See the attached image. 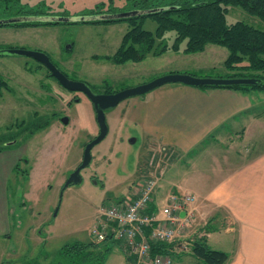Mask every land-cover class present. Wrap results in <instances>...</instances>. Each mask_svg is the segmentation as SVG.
I'll return each mask as SVG.
<instances>
[{"label": "rangeland", "instance_id": "obj_1", "mask_svg": "<svg viewBox=\"0 0 264 264\" xmlns=\"http://www.w3.org/2000/svg\"><path fill=\"white\" fill-rule=\"evenodd\" d=\"M133 5L134 0H1L0 20H76L35 26L0 25V49L42 51L69 79L83 81L94 93L106 88L121 91L167 73L224 77L232 72L223 64L227 48L215 44L193 53L168 48L160 55L148 54L141 61L122 64L103 58L114 54L128 23L77 20L100 19L104 14L132 10ZM226 20H242L264 29L263 21L238 6H229ZM155 25L147 18L143 27L154 30ZM173 36L174 32L169 31L161 41L170 45ZM0 76L7 82L0 96V146L11 144L0 151V169L8 159L12 162L5 173L7 214L0 222L1 264L9 263L8 255L12 264H47L62 245L91 240L99 206L113 199L134 197L147 178L156 180L155 195L159 199L172 190L169 182L177 185L186 180L184 186L199 189L216 178L213 169H228L246 160L242 154L249 149L254 153L264 147V131L260 128L243 140L245 145L232 143L236 125L232 120L187 154H175L161 144L148 143L138 128L122 121V110L145 95L141 94L124 98L105 110L108 131L91 148V161L81 169L82 181L63 187L68 173L82 160L84 144L99 131L91 100L62 87L48 75L44 65L30 56L4 51L0 54ZM74 95L79 100L68 102ZM249 112L263 114L264 103L252 106ZM48 116V125L30 134L36 125L34 119L43 121ZM62 116L68 118L67 123ZM134 138L136 141L131 142ZM137 158L138 169L134 167ZM17 163L19 170L14 169ZM111 252L106 264H113L116 255L122 259L119 245L114 243ZM195 259L196 264H203Z\"/></svg>", "mask_w": 264, "mask_h": 264}, {"label": "crops", "instance_id": "obj_2", "mask_svg": "<svg viewBox=\"0 0 264 264\" xmlns=\"http://www.w3.org/2000/svg\"><path fill=\"white\" fill-rule=\"evenodd\" d=\"M258 103H264V91L165 84L133 99L122 110V121L138 128L148 143L161 144L175 154H187L204 138L218 134L228 120L236 124L232 143H243L248 135L255 134V128L264 131V112H249ZM242 155L246 160L228 169H213L216 178L199 189L184 186L186 180L177 185L169 183L171 192L192 193L195 197L191 205L194 219L188 228L191 239L203 235L211 248L227 252L225 264H264V147L254 153L249 149ZM5 164L0 169V222L7 214L6 174L12 162L8 159ZM134 167L140 168L138 158ZM115 244L122 251V259L116 255L113 264H134L131 257H126L121 243ZM179 255L175 258L181 262L173 260V264H196L189 251Z\"/></svg>", "mask_w": 264, "mask_h": 264}, {"label": "trees", "instance_id": "obj_3", "mask_svg": "<svg viewBox=\"0 0 264 264\" xmlns=\"http://www.w3.org/2000/svg\"><path fill=\"white\" fill-rule=\"evenodd\" d=\"M1 1V0H0ZM229 6H238L248 14L264 22V0H134L133 9L144 10L140 15L116 19H97L91 23H114L126 21L127 30L112 56H103L115 64L126 61H141L146 55H160L170 48L172 51L181 50L183 53L203 51L207 44H215L227 48L224 66L232 71L224 77H253L254 84L226 86H195L199 88H229L233 90L264 91V29L242 20L228 23L226 14ZM147 18L156 25L154 30H147L143 24ZM38 24H54L42 21H22L2 25L35 26ZM173 31L174 36L170 45L161 41L164 35ZM157 40H160L157 42ZM183 48H180V47ZM48 75H51L50 72ZM7 88V82L0 76L1 89ZM105 92H113L106 88ZM34 119L32 132L48 125L50 117ZM11 144L0 146V150L9 148ZM17 163L14 169L19 170ZM150 209H155L151 204ZM206 231L210 230L208 225ZM111 238L103 241L75 240L60 247L57 256L47 264H104L114 243ZM172 244L164 242L153 243L151 253H168ZM190 254L201 260L203 264H225L228 253L211 248L205 237L193 236L190 244ZM129 258V257H128ZM37 264V263H35Z\"/></svg>", "mask_w": 264, "mask_h": 264}, {"label": "built area", "instance_id": "obj_4", "mask_svg": "<svg viewBox=\"0 0 264 264\" xmlns=\"http://www.w3.org/2000/svg\"><path fill=\"white\" fill-rule=\"evenodd\" d=\"M130 199H117L99 206L92 225L94 241H119L126 257L134 264H173L174 256L190 251L188 228L194 219L192 193L168 192L155 195L156 180L147 178ZM155 209L151 210L150 205ZM172 244L168 253H151L153 243Z\"/></svg>", "mask_w": 264, "mask_h": 264}, {"label": "water", "instance_id": "obj_5", "mask_svg": "<svg viewBox=\"0 0 264 264\" xmlns=\"http://www.w3.org/2000/svg\"><path fill=\"white\" fill-rule=\"evenodd\" d=\"M144 10L132 9L124 12L108 13L100 16V19H116V18H126L134 15H140ZM74 18H59L52 21L45 20L42 22H52L58 23L63 21H73ZM97 20V19H94ZM22 21H41L35 20L32 17H16L6 20H0V25L17 23ZM77 21H90V19H81ZM16 53L21 55H26L34 58L40 64L44 65L50 72V74L55 77L58 82L68 90L71 91H81L83 92L92 102L94 111L96 113V121L98 123L99 131L96 136L87 141L84 144L82 160L72 171H70L64 181L63 187H67L70 184L80 183L82 181L81 169L87 166L91 161V148L104 138L108 131V126L105 119V110L113 108L124 98L134 97L141 94L150 92L165 84H183L189 86H226V85H248L257 82L256 78L253 77H197L187 73H167L162 76H158L153 80L140 84L131 88H127L121 91L111 92V93H94L90 87L83 81H76L69 79L56 65L50 60L48 55L42 51L26 50L22 48H9L0 49V54L3 52ZM64 123L68 122L66 116L62 117Z\"/></svg>", "mask_w": 264, "mask_h": 264}, {"label": "flooded vegetation", "instance_id": "obj_6", "mask_svg": "<svg viewBox=\"0 0 264 264\" xmlns=\"http://www.w3.org/2000/svg\"><path fill=\"white\" fill-rule=\"evenodd\" d=\"M63 72V71H62ZM48 73H49V70H48ZM64 73V72H63ZM65 74V73H64ZM66 75V74H65ZM50 76H52V75H50ZM67 76V75H66ZM53 77V76H52ZM53 78H55V77H53ZM56 79V78H55ZM57 80V79H56ZM58 81V80H57ZM59 83V82H58ZM62 86V85H61ZM63 87V86H62ZM65 88V87H64ZM68 90V89H67ZM105 90L106 89H104V90H102L101 92H98V93H102V92H104V93H111V92H105ZM71 91V90H70ZM73 93H76V92H78V93H83V92H81V91H72ZM84 94V93H83ZM71 99L68 101V102H71V101H78L79 100V97L77 96V95H74V96H72V97H70ZM62 117H64V116H62ZM62 117H61V120H62ZM115 200H117V199H113V201H115ZM9 256V259H8V264H12V257H10V255H8ZM0 264H1V260H0Z\"/></svg>", "mask_w": 264, "mask_h": 264}]
</instances>
